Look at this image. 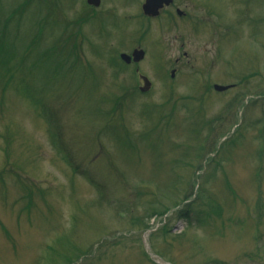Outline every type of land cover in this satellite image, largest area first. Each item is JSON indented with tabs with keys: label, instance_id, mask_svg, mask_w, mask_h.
Segmentation results:
<instances>
[{
	"label": "rangeland",
	"instance_id": "1",
	"mask_svg": "<svg viewBox=\"0 0 264 264\" xmlns=\"http://www.w3.org/2000/svg\"><path fill=\"white\" fill-rule=\"evenodd\" d=\"M145 1L5 4L0 264H264V0Z\"/></svg>",
	"mask_w": 264,
	"mask_h": 264
},
{
	"label": "trees",
	"instance_id": "2",
	"mask_svg": "<svg viewBox=\"0 0 264 264\" xmlns=\"http://www.w3.org/2000/svg\"><path fill=\"white\" fill-rule=\"evenodd\" d=\"M21 1L22 0H0V45H1V47L4 49V50H7V51H14V53H16V51L13 49V48H17V49H19L20 48V46H17V43L14 41V39L12 40V37H16V36H14V35H12V30H11V28H15V29H17V31H19V29H20V27H21V24H22V20H23V16H24V14H25V11L24 12H22V14H21V21L19 22H15V23H13L10 27H9V31H6V30H4V25H3V19H2V17H1V15H2V13L3 12H5L4 10H3V8L5 7V4L6 3H9L10 5L11 4H13V3H21ZM27 9V8H26ZM34 10L32 13H31V20H32V22L30 23L32 26L30 27V29H29V31H28V33L26 34V35H24V36H26V38H28V42L29 43H31V41H32V39H31V35H32V33H35L34 32V26L36 27L40 22H41V20L43 19V16H44V12H43V9H42V7L40 6H38V4H35V5H33L29 10ZM30 20V21H31ZM10 24V23H9ZM6 27V26H5ZM17 34V33H16ZM17 36H18V34H17ZM30 40V41H29ZM28 42H24L23 44H21V46H23V45H26ZM42 47V46H41ZM13 49V50H12ZM44 50V49H43ZM51 50V47L49 48V47H46L45 48V51H50ZM53 53V52H52ZM52 59H56V61H62L61 59H57V56H53V58ZM193 195V192L191 193H188L187 195H185L184 196V198H183V200L181 201V202H179V204H181V203H183V202H185L187 199H189L191 196ZM188 203H191V202H188ZM185 206H188L187 204L185 205ZM185 209V208H184ZM166 210H168L167 209V207H162V208H158V209H156V210H154L155 211V213H161V214H163V213H166ZM147 227H149V223L148 222H144V224L140 227V228H142L141 230H144V229H146Z\"/></svg>",
	"mask_w": 264,
	"mask_h": 264
},
{
	"label": "water",
	"instance_id": "3",
	"mask_svg": "<svg viewBox=\"0 0 264 264\" xmlns=\"http://www.w3.org/2000/svg\"><path fill=\"white\" fill-rule=\"evenodd\" d=\"M88 2L95 6H100L102 4V0H88ZM174 0H146L143 4V10L145 14L149 16H158L161 13V10L166 6L173 3ZM178 13L180 15L184 14V11L179 9ZM146 55V51L143 48H136L132 54L127 52H123L121 57L127 62L131 63L132 61H141ZM143 79L145 81V86H142L141 89L143 91H147L151 88L152 81L146 75H143ZM232 84L224 85V84H215V88L219 91H224L232 87Z\"/></svg>",
	"mask_w": 264,
	"mask_h": 264
},
{
	"label": "flooded vegetation",
	"instance_id": "4",
	"mask_svg": "<svg viewBox=\"0 0 264 264\" xmlns=\"http://www.w3.org/2000/svg\"><path fill=\"white\" fill-rule=\"evenodd\" d=\"M174 4H175V3H173V4H171V5H168L167 7L173 6ZM167 7H166V8H167ZM133 63H134V62H133ZM131 64H132V63H131Z\"/></svg>",
	"mask_w": 264,
	"mask_h": 264
}]
</instances>
